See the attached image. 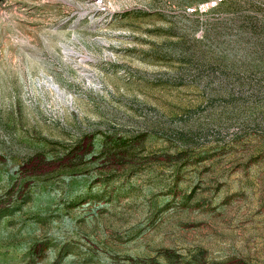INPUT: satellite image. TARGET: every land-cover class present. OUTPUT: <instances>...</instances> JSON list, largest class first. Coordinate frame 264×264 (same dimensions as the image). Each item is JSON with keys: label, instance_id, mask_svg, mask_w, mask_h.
Segmentation results:
<instances>
[{"label": "rangeland", "instance_id": "obj_1", "mask_svg": "<svg viewBox=\"0 0 264 264\" xmlns=\"http://www.w3.org/2000/svg\"><path fill=\"white\" fill-rule=\"evenodd\" d=\"M0 264H264V0H0Z\"/></svg>", "mask_w": 264, "mask_h": 264}]
</instances>
